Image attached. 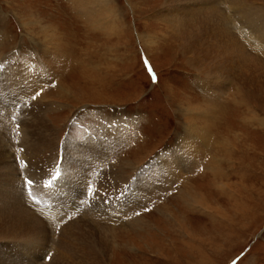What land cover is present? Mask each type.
<instances>
[{
    "label": "rangeland",
    "instance_id": "obj_1",
    "mask_svg": "<svg viewBox=\"0 0 264 264\" xmlns=\"http://www.w3.org/2000/svg\"><path fill=\"white\" fill-rule=\"evenodd\" d=\"M82 1L0 0V66L5 65L0 72L18 65L36 72L40 87H50L35 99L33 92L28 102L40 99L46 110L42 119L62 148V183L69 181L74 150L97 144L108 154L105 171L149 183L124 209L125 217L96 221L110 237L105 254L95 242L94 226L81 223L90 226L77 230L71 264H81L86 242L101 254L100 264H264V108L246 96L239 81L217 90L213 79L188 64L175 35L178 25L162 20L176 2L113 0L110 11L119 16L113 35L107 28L110 11L96 22L86 18ZM28 61L35 66L29 68ZM197 106L205 111L201 116L194 111ZM6 114L11 121L14 115ZM9 125L13 175L4 177L0 170V188L7 179L24 183L17 160L21 147L16 146L23 131L12 121ZM54 164L43 168H49L51 178ZM201 198L212 210L193 206ZM22 240L4 241L24 251L28 244ZM51 255L52 249L43 264Z\"/></svg>",
    "mask_w": 264,
    "mask_h": 264
},
{
    "label": "bare ground",
    "instance_id": "obj_2",
    "mask_svg": "<svg viewBox=\"0 0 264 264\" xmlns=\"http://www.w3.org/2000/svg\"><path fill=\"white\" fill-rule=\"evenodd\" d=\"M113 2L83 0L79 6L88 8L87 12H84L86 18L90 17L98 22L106 10L112 11ZM167 2L168 4L176 2V5L168 6L167 10H164L162 20L178 25V32L175 35L181 38V49L188 58V64L197 66L198 72L206 75L204 77L213 79L215 85L211 80L212 85L217 90L223 88L226 82L228 84L231 81H239L246 96L255 99L264 108V61L258 58V56L264 58V0H167ZM180 7L184 9L183 15ZM115 20L118 21L119 16L112 15L107 23V28L113 35L116 34ZM17 66H10L0 72V170L4 177L13 175L11 154L13 155L14 147L9 137L11 121H8L6 116V112H11L12 109L23 131V137L16 143V146L24 147L23 151L17 149L21 158L18 161L19 171L23 175L27 174L32 180L34 176L42 178V187H32V191L37 193L41 188L40 193H43L44 197L41 198L42 206L38 209L27 198L26 184L20 179L10 183L7 182L8 179L5 182L1 181L5 188H0V241H3L0 243V264H43L45 255L51 249L53 255L49 264H69L75 248L72 244L76 242L77 230L90 225H93L98 233L95 242L103 254L110 244V237L106 234V229L96 221L103 219L104 216L113 218L117 214L124 215V209L129 208L132 201L148 187L149 183L146 179L132 178L124 173L114 175L117 172L113 174L112 171L110 173L105 171L108 154L103 153L104 149L99 150L101 145L97 143L93 146L94 149L74 150L71 171L66 173L69 175L67 183H62L63 169H59L53 179L49 177V168L47 171L43 168L52 161L60 163L63 161L61 158L63 155L59 153L55 136L52 137L54 129L42 119L46 110L40 105V99L36 103L28 102L33 92L40 91L38 74ZM216 89L209 88L208 91L216 92ZM14 94L17 95L16 99L9 98ZM194 111H198L196 114L200 116V113L205 112L198 106ZM106 140L109 141L110 137H106ZM188 146L191 149L192 146ZM66 178L65 176L64 179ZM106 178L110 180L108 183H105ZM47 186H50L48 190L44 189ZM88 186L92 188L91 195L87 193ZM84 198L86 199L82 200ZM196 205L212 210L203 198L195 200L193 206ZM46 209L56 220V227L53 226L55 231L50 222L48 223L49 218L44 217ZM85 221L90 225L81 224ZM87 234L88 231L85 230V236ZM6 239H23L28 245L21 251L22 247L17 244L15 249L4 241ZM45 241L47 244L43 243ZM40 242L45 244L41 253ZM86 244L82 246L86 251L85 255L81 256L83 259H79L81 264H92L93 260L100 264L101 254L96 252L93 244L88 242ZM9 254L15 256L14 259Z\"/></svg>",
    "mask_w": 264,
    "mask_h": 264
},
{
    "label": "snow or ice",
    "instance_id": "obj_3",
    "mask_svg": "<svg viewBox=\"0 0 264 264\" xmlns=\"http://www.w3.org/2000/svg\"><path fill=\"white\" fill-rule=\"evenodd\" d=\"M147 63V62H146ZM149 72H152V69H151V67H149ZM152 81H153V83H157L158 81H157V77L155 76V74H153L152 75ZM39 93H37V95H38ZM33 99H35V97H33ZM27 183H29V184H31V183H33L31 180H28L27 181ZM137 214H139V213H137ZM49 259H50V257H49ZM233 264H236V262L235 261H233Z\"/></svg>",
    "mask_w": 264,
    "mask_h": 264
}]
</instances>
